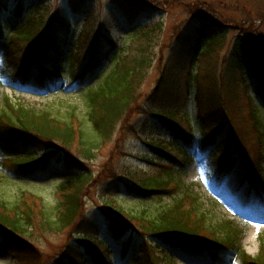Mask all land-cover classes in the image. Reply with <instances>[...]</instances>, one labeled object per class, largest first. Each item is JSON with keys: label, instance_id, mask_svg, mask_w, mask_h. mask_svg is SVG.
Wrapping results in <instances>:
<instances>
[{"label": "rangeland", "instance_id": "374dc122", "mask_svg": "<svg viewBox=\"0 0 264 264\" xmlns=\"http://www.w3.org/2000/svg\"><path fill=\"white\" fill-rule=\"evenodd\" d=\"M119 1L75 0L72 5V0H0V112L7 107L8 97L14 102L49 110L63 119L75 108L76 115L86 124L88 117L82 96L84 91L95 86L110 72L119 55L130 56L135 53L138 40L133 33L137 28L157 25L152 34L155 44L159 41L154 67L142 84L138 102L121 124L114 139L105 147L98 148L94 158L84 161V171L75 164H69L64 154H57L56 163L51 167L45 169L32 166L29 173L26 169L17 170L13 164L7 162L5 167L0 165V200L14 206L28 197L27 200L37 210L46 205L54 211L62 197L58 189L68 177L83 172L93 175V181L84 190L86 217L81 225L61 232L36 229L34 238L28 240L42 253L43 264H73L70 260L72 257L80 264H97L93 261L91 251L81 243L80 238L83 235L84 238L102 242L97 245V251H100L99 257L102 255L103 261L108 264H149V253L162 257H159V264H243L239 253H235L233 249L219 250V258L215 261L210 252L195 253L190 252L191 249L161 243L158 246L139 227L136 220H129L128 225L138 229L130 228L119 239L112 238L109 225L115 213L119 215H115L117 219L121 216L122 219L119 220L143 214L148 218L157 217L163 206L187 191L195 197L197 195L200 203L198 206L209 219V224L232 221L234 229L239 230L240 239L235 243L238 250L257 256L264 248V206L259 203L258 197L254 194L245 197L242 188L234 186L231 176L222 183L216 178V172L208 165V158L214 152L215 146L204 156L200 155L203 150L199 146L201 136L195 99L196 90L200 95L206 94L214 84L225 89L223 96L227 100L236 96L231 91L237 89L240 92L238 102L235 103L240 107L237 114L244 118L239 122L238 133L242 143L250 151L258 150V133L252 129L247 111L250 103L264 131V89L248 73L244 57L240 58L241 70L230 67L228 59L236 43L238 46L247 44L264 57V0H143L147 4L137 8V12L130 17H126L117 6ZM20 2L23 3L22 8L18 7ZM34 7H41L39 13L48 22L59 18L62 25L68 28V36L71 38L65 47V58L59 67V76L50 78L45 85L36 80L29 85L14 83L4 70L3 53L8 37L24 22L25 15ZM193 12L197 16H193ZM199 16L206 17L211 23H217L216 26L211 25L219 33L215 38L223 36L222 39H217L221 41L220 49L217 48L210 55H201L198 68L197 63L191 65L189 71L195 72L197 80H190L186 109L184 110L186 85L183 81L187 70L182 72L179 69L182 72L179 73L180 84H169L164 92L151 99L150 94L158 86L167 60L174 57L171 68L175 70V63L185 62L190 58L189 48L184 45H193L195 36L186 35L191 18ZM95 37L101 39L97 62L105 57L107 51L109 53V61L97 73L95 69L99 65L87 67L92 53L91 41ZM209 37L211 36L205 39ZM28 44L17 41L13 46L19 58L29 57ZM202 45L203 43L200 49ZM34 78H38L37 73ZM231 78L236 82H232ZM175 97L181 110L186 111L195 130L194 147L190 152L193 163L185 169L178 166L174 159L164 156L149 145L153 140L159 142L160 139L171 138L170 131L163 129L160 120L151 111L166 106ZM229 105L226 106L225 103L227 111ZM14 143L11 149H15L18 154L41 155L44 152L41 147ZM177 144L181 150L184 149L183 142ZM80 147L77 144L68 149L73 159L83 157ZM5 156L6 152L0 150V158ZM169 175L171 181L168 186H173L170 194L138 192L134 188L136 182L140 183L148 177L156 176L157 180H166ZM190 202L185 199L184 203L189 205ZM103 249H107L108 253H104ZM13 263L9 254L0 253V264Z\"/></svg>", "mask_w": 264, "mask_h": 264}, {"label": "trees", "instance_id": "16d2710c", "mask_svg": "<svg viewBox=\"0 0 264 264\" xmlns=\"http://www.w3.org/2000/svg\"><path fill=\"white\" fill-rule=\"evenodd\" d=\"M72 4H75V0H72ZM116 4L126 17H130L137 12V8L145 6L147 1L120 0ZM18 7L22 8V3ZM41 7H34L27 13L23 24L9 38L6 51V70L14 80L17 77L20 80L29 76L30 70L34 68H37L43 77L50 74L57 75V70L65 57V47L71 40L68 36L69 30L62 25L59 18L54 22H48L47 18L39 13ZM195 14V12L192 13L193 16H197ZM207 20L206 17L200 16L191 18L186 36L193 35L195 39L193 45L190 43L184 45L189 48L190 58L185 62L175 63L173 65L175 70L171 68L174 57L171 56L167 60V66L161 71L158 86L150 94L151 99L164 92V89L170 86L169 84L174 86L180 84L179 73L181 74L183 70H187L186 78L183 81L186 85L184 95L187 99L190 80L192 78L197 80L195 73L189 71L191 65L197 63L196 67L198 68L201 55L215 53L221 44V41H217V39H222L223 35L219 36L221 38H215L219 33L211 25L216 26V24ZM156 29L157 25L138 27L133 33L135 39L138 40L135 53L130 56L119 55L110 72L95 86L84 91L82 96L85 100L88 117L86 124L76 115L75 108L67 118L63 119L49 110L14 102L7 97V107L0 112V147L4 150L8 149L7 151L14 155L2 160L29 172L32 166L45 169L51 167L56 163V155L64 154L69 164H75L84 171V161L94 158L98 148L105 147L114 139L121 124L138 102L142 84L150 69L154 67L156 60V46L159 41L155 44L152 34ZM244 30L248 31V28L244 27ZM214 32H216L215 35ZM208 36L211 37L205 39ZM17 41L29 43L28 58H19L16 55L13 46ZM100 41L101 39L96 37L91 41L92 53L87 64L89 68L107 62L108 51L105 57L97 62L101 48ZM202 43V49H200ZM115 48L116 46L113 47V49ZM241 56L245 59L249 73L264 89V57L253 50L251 46L247 44L238 46L236 43L229 55L230 67L241 70ZM179 69H182V72ZM231 81L236 82L234 78H231ZM224 90L214 84L206 94L196 93L199 127L203 140L213 144L220 136L217 142L218 150L211 156V161L227 158L234 162L235 158L239 157L241 162L238 176L243 178L250 175L254 184L264 192L262 167L264 131L260 127L256 112L248 102L247 117L252 124V129H255L259 137L258 150L250 151L242 143L243 140L238 133L239 122L244 120L243 117L238 116L237 112L240 111V107L235 104L238 102L240 92L237 89H232L231 92L236 96L227 100L223 96ZM177 100L175 97L171 103L151 112L156 119L160 120L163 129L170 131L172 138L189 140L193 131L192 124L186 111L181 110ZM225 103L226 106L230 104L228 111ZM184 107H186V103ZM237 121L238 124H236ZM174 138L172 140L169 138L160 139L159 142L153 140L150 145L163 155L184 164L189 161L188 154L178 147ZM14 142L41 147L44 152L41 155L18 154L15 149H11L15 145ZM77 144L81 146L83 157L73 159L69 155L68 149ZM155 178L157 177H148L140 183L136 182L135 185L141 190L139 192L153 194L167 192L171 176L169 175L166 180ZM91 181H93V175L85 172L68 177L67 181L58 189L61 191L62 197L57 202L54 211L46 205L37 210L27 200L28 197L23 198L14 206L0 200V251L10 254L15 260L14 264H43L42 253L28 240L34 238L36 229L61 232L69 227L81 225L86 217L83 204L84 190ZM184 196V199L181 196L180 199H174L170 204L163 206L157 217L148 218L143 214L138 217L131 216L127 220H119L122 219L121 216L117 219L115 215L118 214L115 213L109 225L114 238L124 237L130 228L138 229L128 225L129 220H136L139 227L144 229L145 231H143L147 232L148 234H146L158 246L157 243H162L166 246L191 249L190 252H193L192 249L203 251L206 248L217 247H232L234 250H238L235 243L240 239L239 230L234 229L232 221L218 222L215 225L209 224V219L198 206L199 202L190 195ZM189 197L191 202L186 205L185 199L190 200ZM81 242H85L91 248L96 261L100 260L98 251L93 250L97 247L96 241L83 236ZM159 257L149 253V264H159ZM240 258L244 264H264V248L257 256L249 255L242 250ZM70 260L73 264H79L74 257Z\"/></svg>", "mask_w": 264, "mask_h": 264}]
</instances>
